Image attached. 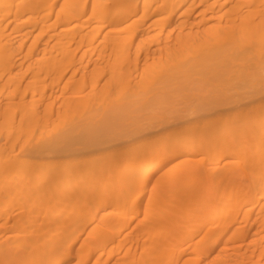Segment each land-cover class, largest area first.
<instances>
[{
	"label": "rangeland",
	"instance_id": "rangeland-1",
	"mask_svg": "<svg viewBox=\"0 0 264 264\" xmlns=\"http://www.w3.org/2000/svg\"><path fill=\"white\" fill-rule=\"evenodd\" d=\"M246 7H259L264 13V0H256ZM246 16L256 15L249 11ZM233 17L235 23L246 25L242 13L229 19L218 11L209 12L204 21L199 16L186 22V26L179 25L181 21L176 20L164 27L139 28L129 42L120 40L102 44L104 38L94 39L79 46L67 58L59 55L56 62L42 63L32 71L26 65L14 69L15 74L16 71L21 74L12 76L14 82L18 83L23 77L17 95L19 104L30 116L40 115L42 120L37 128H33L35 133L22 137L20 141L26 140L16 146L18 158L13 170L31 176L23 181L22 191H13L12 202H0V226L13 218L20 220L24 211L30 212L28 225L42 222L35 217V205L41 196L29 191L26 185L30 180L38 181L43 173L56 175L47 181V191L59 187L65 195L46 202L58 213L55 217L58 221L72 218L91 207L96 217L101 211L104 217L109 215L104 219L106 223L117 221V214L121 216V223L133 227L151 218L152 211L167 209L170 221L197 227L192 238L195 242L202 233L198 227L200 218H186L187 213H206L205 219H210L216 210L225 209L227 205L231 207L238 203L242 207L249 199L251 182H264V106L251 110L250 104L246 103V108L241 111L226 109L208 117L209 104L203 95V84L209 82L205 78L217 69L213 64H199L200 58L206 60L211 56L212 60L213 52L226 43L231 49H226L221 58L230 65L247 59H264V22L258 24L256 34L236 31L227 40L214 31L231 23ZM247 43L252 47H247L246 52L228 54L233 48ZM139 54L140 60L137 59ZM191 65V68H185ZM179 68L182 72L177 71ZM171 72L176 74L169 76ZM35 77L40 81L32 99L33 89L28 82ZM65 81L70 82V86L63 90L61 85ZM2 85L0 83V88ZM162 87L178 91L181 100L160 122L177 116H184V120L165 133L146 131L137 138L126 139L113 158L108 155L112 148L88 155L60 154L57 145L40 153L30 148L37 140L65 132L74 123L86 126L88 119L111 116L127 100L144 98L155 88ZM257 89L248 84L230 97L250 96ZM21 95L24 96L22 100ZM131 113L138 111L131 110ZM123 116L117 117L125 118L123 121L112 119L98 124L100 132L110 137L121 136L130 133L133 127L143 129L152 122L151 118H143L132 123ZM86 137H79L77 141L86 142ZM170 147L189 151L161 164ZM69 168L74 169L68 174ZM69 187L71 196H66ZM102 197L114 198L116 202H107L103 208H98ZM153 225L163 226L164 223ZM217 226V222H210L205 229ZM246 234L248 247L253 234L251 231ZM255 260L250 257L246 264H256Z\"/></svg>",
	"mask_w": 264,
	"mask_h": 264
},
{
	"label": "bare ground",
	"instance_id": "bare-ground-1",
	"mask_svg": "<svg viewBox=\"0 0 264 264\" xmlns=\"http://www.w3.org/2000/svg\"><path fill=\"white\" fill-rule=\"evenodd\" d=\"M255 1L0 0V83L3 84L0 88V190H3L0 202H12L13 191H22L23 181L31 176L14 172L18 158L16 146L24 143L26 139L22 142V137L34 134L33 128H37L42 120L40 115L30 116L19 104L17 95L23 77L18 81L19 84L14 82L13 75L21 76L18 74L20 71L15 74L14 69L19 70L26 65L32 71L42 63L56 62L59 55L67 58L79 46L94 39L104 38L100 42L102 44L120 40L129 42L139 28L164 27L176 20L181 21L179 25L186 26V22L199 16L204 21L209 12L214 14L218 11L229 19L238 13L246 17V25L235 23L233 17L231 23L214 30L226 40L236 31L256 34L258 24L264 22L263 9L246 7V4H254ZM249 11L256 16H246ZM127 35L130 38H126ZM249 46L252 47L247 43L246 46L233 48L228 54L244 53ZM228 47L227 43L223 44L213 52L212 60L208 56L206 60L200 58L199 61L201 65L213 64L217 69L205 78L209 82L203 84V95L209 104L207 115L210 118L226 109L241 111L246 108V103L250 104L251 110L264 106V59H247L230 65L221 58L226 49H231ZM140 58L139 54L137 59ZM177 71L182 72V68ZM175 74L171 72L169 76ZM39 81L35 77L28 82L33 89L32 99ZM248 84L257 86L255 94L231 99V95L235 96ZM69 86L68 81L61 85L63 90ZM165 88H155L151 94L138 100H127L115 109L113 115L88 119L86 126L74 123L65 132L37 140L30 148L40 153L57 145L60 154L87 155L112 148V153L108 155L113 158L126 139L137 138L146 131L159 130V133H165L184 120V116H177L160 122L167 116L168 110L176 107L175 104L181 100L178 91ZM23 98L21 95V100ZM131 110L138 113L132 114ZM126 114L129 117L123 116ZM121 115L132 123L143 118H151L152 122L143 129L133 127L130 133L121 136L110 137L100 132L98 124L112 119L123 121L125 118H117ZM85 136L86 142L77 141V138ZM166 151L169 153L161 164L189 150L170 147ZM73 169L69 168L68 174ZM55 176L43 173L38 181L33 179L27 182L26 188L41 196L40 202L35 205V217L42 222L28 225L30 212L24 211L20 220L13 218L8 224L0 226V264H246L250 257L256 259V264H264V182H251L249 199L242 207L238 203L231 207L227 205L225 209L216 210L210 219H205L206 213H187L186 218H200L198 227L202 233L193 242L197 227L170 221L172 219L167 209L152 211L151 218L143 222L141 220V224L133 227L129 223H121V216L117 214V221L106 223L104 219L109 218V215L104 217L101 211L96 217L91 207L72 218L58 221L55 219L58 213L46 205L55 196H65L59 187H51L52 190L47 191V181ZM70 189H66V196H71ZM112 201L116 202L114 198L102 197L98 208ZM161 221L163 226L153 225ZM210 222H217L218 226L205 229ZM51 223L54 226L49 225ZM246 231L253 234L248 247Z\"/></svg>",
	"mask_w": 264,
	"mask_h": 264
}]
</instances>
